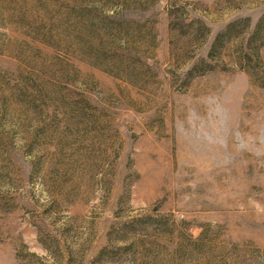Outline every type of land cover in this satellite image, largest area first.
Segmentation results:
<instances>
[{
  "label": "rangeland",
  "instance_id": "374dc122",
  "mask_svg": "<svg viewBox=\"0 0 264 264\" xmlns=\"http://www.w3.org/2000/svg\"><path fill=\"white\" fill-rule=\"evenodd\" d=\"M0 264H264V0H0Z\"/></svg>",
  "mask_w": 264,
  "mask_h": 264
}]
</instances>
